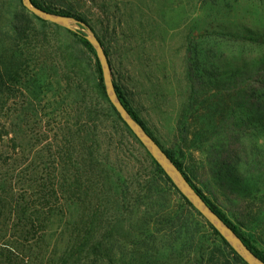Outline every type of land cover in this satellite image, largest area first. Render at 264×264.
I'll list each match as a JSON object with an SVG mask.
<instances>
[{
    "label": "rangeland",
    "instance_id": "rangeland-1",
    "mask_svg": "<svg viewBox=\"0 0 264 264\" xmlns=\"http://www.w3.org/2000/svg\"><path fill=\"white\" fill-rule=\"evenodd\" d=\"M51 3L88 22L86 26L54 14L69 26L64 28L84 34L87 40L94 38L101 45L111 81L122 86L131 107L163 150L175 148L178 119L188 97V50L202 72L225 73L264 64V0H51ZM3 4L4 0H0V75L4 77L0 86V264H39L38 260L46 262L38 255L40 246L36 244L40 239L45 238L42 246L47 255H52L56 245V253L61 255L75 232L74 222L84 219L71 206L73 191L68 193L61 183L63 171L68 167L64 156L69 142L64 141L68 138L67 128L87 121L86 107L92 98L85 85L77 92L72 91L77 75L71 74L61 59L59 43L52 34H41L31 22L29 38L10 41L8 28L2 22ZM97 59L106 82L107 73L98 52ZM79 72L86 79L85 71ZM202 116L196 114L194 118ZM243 117L241 114L240 118ZM102 131L106 135L102 137L104 151L111 150L112 158L125 169L128 176H123L130 178L127 181L133 191L144 189L145 193L146 185L152 181L150 158L109 119ZM215 135L217 132L211 137ZM242 143L237 159H226L225 168L217 164L214 177L220 180L224 176L231 181L229 198L237 195L256 204L254 212L260 220L255 232L264 248V129L256 127L244 134ZM197 157L198 161L204 159L200 153ZM209 159L213 160V156ZM137 183L140 188H134ZM214 184L221 206L233 211L234 206L222 199L217 182ZM158 200V209L179 212L183 207L174 195ZM139 204L142 211L151 208L148 200ZM101 210L107 212L104 207ZM185 211L186 215L180 218H184L185 227L178 225L173 230L177 241L174 249L141 243L137 236L143 231L141 227L133 228L128 236L131 215L123 214L116 229L119 239L114 246L118 252L116 264H196L194 259L202 248L207 251L215 237L200 211L202 216L191 209ZM37 218L46 221L42 224L35 221ZM56 219L64 221L60 225ZM180 233H187L193 242L179 245ZM185 238L184 235L181 240Z\"/></svg>",
    "mask_w": 264,
    "mask_h": 264
},
{
    "label": "trees",
    "instance_id": "trees-1",
    "mask_svg": "<svg viewBox=\"0 0 264 264\" xmlns=\"http://www.w3.org/2000/svg\"><path fill=\"white\" fill-rule=\"evenodd\" d=\"M31 1L47 13L58 14L89 25L82 16L55 8L51 0ZM1 15L3 27L8 28L7 36L13 43L29 38L31 22H34L35 30L41 34H52L59 43L61 59L69 72L77 75V78L74 77L76 82H73L72 91L77 92L76 90L85 85L86 93L92 98L86 107L87 121L82 124L75 123L67 128L68 138L64 141L65 143L69 141L67 147L69 153L67 149L64 156L65 164L69 168L66 167L67 170L63 171L61 183L68 193L73 191L74 199L71 206L74 205L81 213L79 216L82 215L84 219L80 223L74 222L75 232L63 255L56 253L57 245L52 255H47L48 252L42 246L45 238L42 237L36 245L40 246L38 255L46 262L38 260L36 255L39 264H116L118 252L114 246L119 242L116 238V229L123 214L131 215L127 226L129 230L126 232L128 236L133 228L141 227L143 231H139L138 241L151 243L153 247L169 246L174 249L177 241L176 232L173 230L178 225L185 227L186 224H182L184 218L181 220L180 218L186 215V208L202 215L144 147L111 102L103 70L93 45L84 34L70 31L35 16L27 9L23 0H4ZM3 27L2 31L5 30ZM107 56L109 58V54ZM186 64L188 97L178 119L175 148L164 151L212 211L264 262L263 243L255 232V225L260 220V216L254 212L256 204L237 195L229 198L232 191L231 181L224 176H220V180L214 177L217 164L225 168L228 166V163L225 164L226 159H237L243 147L244 134L256 127L264 129V64L225 73L202 72L193 62L190 50L186 56ZM79 71H85L86 79ZM0 76L1 86L4 77L2 74ZM114 86L127 112L163 149L140 115L131 107L122 86L117 83ZM196 114L203 116L194 118ZM241 114L245 117L240 118ZM107 119L114 127L121 129L122 135L129 134L150 158L152 181L146 185L145 193L144 189L133 191V186L130 187L127 181L130 178L123 176L126 174L125 169L112 158L111 150L104 151L102 137L106 135L102 127L105 128ZM215 132L217 135L211 137ZM77 147L79 149L82 147L83 151L79 152ZM198 153L204 159L198 161ZM211 155L213 160L209 159ZM216 182L222 199H227L226 201L234 206L233 211L221 206L219 196L214 192ZM135 186L134 188H140V183ZM165 195H174L183 205L182 209L179 212L174 209H158L159 205L156 203ZM143 200L150 201L151 208L142 211L139 203ZM103 207L107 210L106 213L102 212ZM56 220L60 225L61 221L62 223L64 221ZM35 221L43 224L46 219L37 218ZM203 222L212 231L215 240L207 251L202 248L198 257L194 259L196 264H248L210 222L205 219ZM158 235L162 236L158 239ZM184 235L185 240H181ZM187 235L180 233L179 245L182 243L186 246L193 242Z\"/></svg>",
    "mask_w": 264,
    "mask_h": 264
},
{
    "label": "water",
    "instance_id": "water-1",
    "mask_svg": "<svg viewBox=\"0 0 264 264\" xmlns=\"http://www.w3.org/2000/svg\"><path fill=\"white\" fill-rule=\"evenodd\" d=\"M25 6L36 16L44 20L50 21L54 24L67 27L60 17L46 13L37 9L31 0H24ZM88 40L95 46L101 58L104 69L107 73L106 86L109 98L123 120L127 123L129 128L137 136L140 142L150 152L153 158L164 168L167 174L172 178L179 190L190 200V202L205 216V218L221 233V235L232 245L238 254L248 264H264L245 243L230 229L205 203V201L198 195L189 182L185 179L183 174L176 168L174 163L165 153V151L156 143V141L144 130V128L136 122L132 116L127 112L122 103L120 102L113 82L111 81L110 71L107 63L106 55L101 48V45L94 39L88 37Z\"/></svg>",
    "mask_w": 264,
    "mask_h": 264
}]
</instances>
